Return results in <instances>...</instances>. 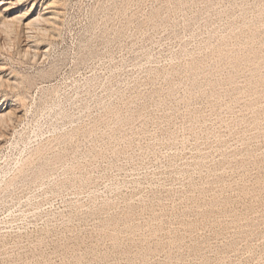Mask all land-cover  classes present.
Masks as SVG:
<instances>
[{
  "label": "rangeland",
  "instance_id": "1",
  "mask_svg": "<svg viewBox=\"0 0 264 264\" xmlns=\"http://www.w3.org/2000/svg\"><path fill=\"white\" fill-rule=\"evenodd\" d=\"M61 11L0 56L37 78L0 158L44 148L0 191V264H264V0Z\"/></svg>",
  "mask_w": 264,
  "mask_h": 264
},
{
  "label": "bare ground",
  "instance_id": "2",
  "mask_svg": "<svg viewBox=\"0 0 264 264\" xmlns=\"http://www.w3.org/2000/svg\"><path fill=\"white\" fill-rule=\"evenodd\" d=\"M64 1L65 0H54L52 3L47 4V7H45L44 9H40L39 14H37V16L33 18V11L37 5L38 0H0V56L8 51V42H10L11 39L15 38L16 41L19 39L21 40L22 38H24V33L27 32V30L29 29L31 31L33 29H38L43 33H53L54 35L56 33L59 35L60 30L62 29L59 25V21L60 15L63 13L61 11V7H63ZM40 33L41 32L37 34L40 35ZM26 34L27 33H25V36ZM27 37L33 40L29 41L31 45L26 44L25 49L23 48V50L20 51L21 53L23 52L25 54H27L32 48L39 49V46L41 45L39 37L35 34L34 36L27 35ZM16 41L15 43H17ZM1 61L0 131L1 129H4L2 131L5 132V129H7L13 119L20 118L17 117L18 113H20V108L21 110L25 109L26 112L30 111V107L31 105H33V103L31 102V105L30 102L28 103V94L30 93L33 87L37 86V78L36 76L23 74L22 72L15 70H12L8 74L7 64L1 63ZM51 73L52 72L49 71L41 72L40 74L43 78H45ZM8 91L17 92L19 94V99L15 101V104L13 103L10 105V103H8ZM3 134L1 135L3 136ZM0 148H2V146ZM43 149L44 148L40 147L30 151L25 159L17 160L14 166H12L11 162L9 161L8 154L3 155V157L0 158V191L7 190L8 186L12 184L13 179L8 180V176H10L12 172L13 174L22 173L25 168L35 160V154H41Z\"/></svg>",
  "mask_w": 264,
  "mask_h": 264
}]
</instances>
